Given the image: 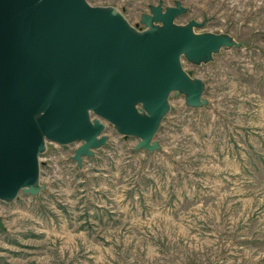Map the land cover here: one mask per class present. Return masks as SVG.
I'll list each match as a JSON object with an SVG mask.
<instances>
[{"label": "rangeland", "instance_id": "1", "mask_svg": "<svg viewBox=\"0 0 264 264\" xmlns=\"http://www.w3.org/2000/svg\"><path fill=\"white\" fill-rule=\"evenodd\" d=\"M141 30L150 5L230 35L208 61L183 66L206 103L172 92L155 150L107 123L108 141H48L37 195L0 200V264H264V0H88Z\"/></svg>", "mask_w": 264, "mask_h": 264}, {"label": "water", "instance_id": "2", "mask_svg": "<svg viewBox=\"0 0 264 264\" xmlns=\"http://www.w3.org/2000/svg\"><path fill=\"white\" fill-rule=\"evenodd\" d=\"M180 1L150 5L131 25L113 6L88 0H0V200L37 195L47 142H81L73 158L105 145L107 123L155 150L172 92L191 106L206 103L204 81L183 66L208 61L230 35L185 24ZM0 227L3 224L0 220Z\"/></svg>", "mask_w": 264, "mask_h": 264}]
</instances>
